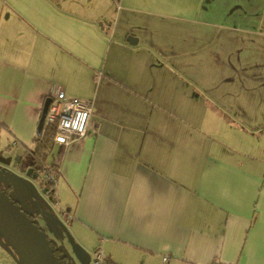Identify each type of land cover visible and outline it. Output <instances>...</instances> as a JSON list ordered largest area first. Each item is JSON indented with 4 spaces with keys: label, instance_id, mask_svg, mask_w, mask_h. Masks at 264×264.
<instances>
[{
    "label": "crops",
    "instance_id": "0c3cea01",
    "mask_svg": "<svg viewBox=\"0 0 264 264\" xmlns=\"http://www.w3.org/2000/svg\"><path fill=\"white\" fill-rule=\"evenodd\" d=\"M55 87L91 100L51 160L90 256L264 264V0H0L8 147Z\"/></svg>",
    "mask_w": 264,
    "mask_h": 264
},
{
    "label": "rangeland",
    "instance_id": "374dc122",
    "mask_svg": "<svg viewBox=\"0 0 264 264\" xmlns=\"http://www.w3.org/2000/svg\"><path fill=\"white\" fill-rule=\"evenodd\" d=\"M167 42L169 39L166 40ZM0 131V171L10 182L9 196L16 201L38 226V229L56 246L61 254H64V264H96L94 254L89 248L86 250L76 241V230L66 220L68 208L60 200L51 201L52 194L45 195L39 187L38 180L34 177L36 170L27 165L30 155L23 150H18L14 145L8 147L6 137ZM56 147L48 155L47 161H51ZM39 176V174H38ZM1 184V182H0ZM56 186V184H55ZM72 206V205H71ZM46 211L52 212L67 228L73 243L66 232L50 217ZM64 213H61L63 212ZM86 250V252H84ZM0 264H23L19 255L12 249L6 237L0 231Z\"/></svg>",
    "mask_w": 264,
    "mask_h": 264
},
{
    "label": "water",
    "instance_id": "95a60500",
    "mask_svg": "<svg viewBox=\"0 0 264 264\" xmlns=\"http://www.w3.org/2000/svg\"><path fill=\"white\" fill-rule=\"evenodd\" d=\"M126 39L130 44L137 42V38L131 35H128ZM49 102V97H46L43 101L36 127L37 134L42 131ZM0 182L3 186L10 188V182L3 176L1 171ZM45 215L56 222L73 243L66 226L52 212L46 211ZM0 231L12 246V249L19 255L23 264H64L48 238L38 229L30 215L22 210L20 205L8 195L6 188H0Z\"/></svg>",
    "mask_w": 264,
    "mask_h": 264
},
{
    "label": "built area",
    "instance_id": "2783aa9c",
    "mask_svg": "<svg viewBox=\"0 0 264 264\" xmlns=\"http://www.w3.org/2000/svg\"><path fill=\"white\" fill-rule=\"evenodd\" d=\"M50 98L43 125H52L55 128L54 141L66 145L83 137L94 123L91 119V100L68 96L60 87H55L47 95ZM42 176L51 177L49 170L43 169ZM169 256L163 255L162 261H168ZM96 264H103L102 255H94ZM218 264V263H215Z\"/></svg>",
    "mask_w": 264,
    "mask_h": 264
},
{
    "label": "trees",
    "instance_id": "16d2710c",
    "mask_svg": "<svg viewBox=\"0 0 264 264\" xmlns=\"http://www.w3.org/2000/svg\"><path fill=\"white\" fill-rule=\"evenodd\" d=\"M55 128L52 125H43L42 131L40 134L34 136L33 146L25 150V153L30 155V160L27 163L28 166L36 170L34 177L39 182V187L42 192L47 195V192H51L52 197L51 201H57L56 195V179H57V165L52 161H47L49 153L52 151L55 144L54 141ZM49 170V175L51 177L42 176L43 169ZM39 174V176H38ZM8 189L7 187H5ZM64 213V212H61ZM52 244V243H51ZM54 250L58 257L63 261L64 255L59 252L54 244ZM103 264H115L108 257H103Z\"/></svg>",
    "mask_w": 264,
    "mask_h": 264
},
{
    "label": "flooded vegetation",
    "instance_id": "af4514ba",
    "mask_svg": "<svg viewBox=\"0 0 264 264\" xmlns=\"http://www.w3.org/2000/svg\"><path fill=\"white\" fill-rule=\"evenodd\" d=\"M0 188H1V189H5V186H3L2 183H1V184H0ZM6 190L8 191V194H9V190H10V189L8 188V189H6Z\"/></svg>",
    "mask_w": 264,
    "mask_h": 264
}]
</instances>
